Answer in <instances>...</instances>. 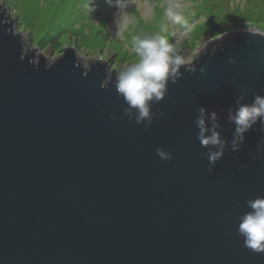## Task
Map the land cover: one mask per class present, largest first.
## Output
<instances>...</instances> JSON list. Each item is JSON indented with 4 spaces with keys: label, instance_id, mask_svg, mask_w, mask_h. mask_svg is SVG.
Segmentation results:
<instances>
[{
    "label": "water",
    "instance_id": "1",
    "mask_svg": "<svg viewBox=\"0 0 264 264\" xmlns=\"http://www.w3.org/2000/svg\"><path fill=\"white\" fill-rule=\"evenodd\" d=\"M259 32L211 41L145 128L124 114L116 71L73 49L36 63L0 6V264H264L237 231L246 201L264 197V131L233 152L228 120L240 95L264 96ZM200 107L227 141L215 166L197 139Z\"/></svg>",
    "mask_w": 264,
    "mask_h": 264
},
{
    "label": "rangeland",
    "instance_id": "2",
    "mask_svg": "<svg viewBox=\"0 0 264 264\" xmlns=\"http://www.w3.org/2000/svg\"><path fill=\"white\" fill-rule=\"evenodd\" d=\"M178 2L184 6L188 31L184 25L166 21L161 7L165 0H0V6L12 19L13 34L21 35L25 50L34 52L36 63L46 54V64L52 66L73 49L83 66L105 63L108 75L113 71L117 75L134 59L133 35L159 32L192 64L211 41L249 29L251 23L258 24L260 31L264 28L260 24L264 23V0ZM121 4L126 7L120 9ZM121 11L134 17L123 40L118 36Z\"/></svg>",
    "mask_w": 264,
    "mask_h": 264
},
{
    "label": "clouds",
    "instance_id": "3",
    "mask_svg": "<svg viewBox=\"0 0 264 264\" xmlns=\"http://www.w3.org/2000/svg\"><path fill=\"white\" fill-rule=\"evenodd\" d=\"M119 7L123 9L126 5L121 4ZM137 7L150 8L147 4H137ZM161 7L167 22L172 25H184L187 31L189 30L184 6L178 0H165ZM133 20V16L121 11L118 23V36L121 40L125 38L124 34ZM259 35L264 36V33ZM130 43L134 59L118 72L114 87L127 105L124 114L132 119L134 112L136 124L151 128L155 120L153 105L165 99L169 83H177L181 76V67H186L193 73L195 68L191 67L188 56L179 54L176 45L159 32L133 35ZM203 71L204 69H201V72ZM245 98L240 95L235 101V110H229L228 120L235 125L233 152L240 151V146L246 141V134L258 123L264 131V96L255 95L251 103H245ZM112 119H117L115 114ZM195 124L198 129L197 139L203 148L209 149V165L215 166L224 157L227 145L219 131L221 125L218 115L215 111L209 112L200 107ZM257 152H264V141L258 143ZM156 153L164 161L173 159L172 153L163 148H157ZM250 156L253 160L258 158L256 153H250ZM246 207L249 211L239 217L238 234L243 238L245 248L257 254L264 253V197L247 200Z\"/></svg>",
    "mask_w": 264,
    "mask_h": 264
},
{
    "label": "bare ground",
    "instance_id": "4",
    "mask_svg": "<svg viewBox=\"0 0 264 264\" xmlns=\"http://www.w3.org/2000/svg\"><path fill=\"white\" fill-rule=\"evenodd\" d=\"M259 31H260V30H259ZM260 32H261V33H264V32H262V31H260ZM260 32H259V33H260ZM107 75H108V74H107ZM107 77H109V75H108Z\"/></svg>",
    "mask_w": 264,
    "mask_h": 264
},
{
    "label": "trees",
    "instance_id": "5",
    "mask_svg": "<svg viewBox=\"0 0 264 264\" xmlns=\"http://www.w3.org/2000/svg\"><path fill=\"white\" fill-rule=\"evenodd\" d=\"M251 24H254V23H251ZM217 42V41H216ZM102 46V45H101Z\"/></svg>",
    "mask_w": 264,
    "mask_h": 264
}]
</instances>
